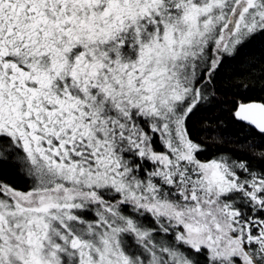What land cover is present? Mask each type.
I'll use <instances>...</instances> for the list:
<instances>
[{"label": "snow or ice", "instance_id": "snow-or-ice-1", "mask_svg": "<svg viewBox=\"0 0 264 264\" xmlns=\"http://www.w3.org/2000/svg\"><path fill=\"white\" fill-rule=\"evenodd\" d=\"M0 264H264V0H0Z\"/></svg>", "mask_w": 264, "mask_h": 264}, {"label": "trees", "instance_id": "trees-1", "mask_svg": "<svg viewBox=\"0 0 264 264\" xmlns=\"http://www.w3.org/2000/svg\"><path fill=\"white\" fill-rule=\"evenodd\" d=\"M221 92H227L229 94L231 93L223 87H221ZM258 95L253 96L251 94L249 96L255 98ZM217 117L224 121V126L219 128L216 127ZM209 122L211 123L214 131L205 130V125ZM191 126L194 138H198L204 142L209 150L217 148V143H222L223 146H226L229 149H237L244 143L246 136L245 133H242L231 123L228 114L222 105H217L216 107L207 111L198 113L193 117Z\"/></svg>", "mask_w": 264, "mask_h": 264}, {"label": "rangeland", "instance_id": "rangeland-1", "mask_svg": "<svg viewBox=\"0 0 264 264\" xmlns=\"http://www.w3.org/2000/svg\"><path fill=\"white\" fill-rule=\"evenodd\" d=\"M240 76H243V72L242 71H240L239 69L237 70V73H236V79L233 81V80H226V81H224L223 83H222V87L224 88V89H227L228 91H232L233 90V88H232V84L233 83H236V84H239L241 81H240V79H239V77ZM227 85V86H224V85ZM248 94L249 95H253V96H255V95H258L259 94V92H258V90H256V89H250L249 91H248ZM233 150H235V149H229L228 147H226V146H223L222 148H215V149H208V152L205 154L206 156H208V157H210L213 153H215V152H218V151H224V152H231V151H233ZM234 154H236V155H245V153H242V152H239V151H237V152H235Z\"/></svg>", "mask_w": 264, "mask_h": 264}]
</instances>
